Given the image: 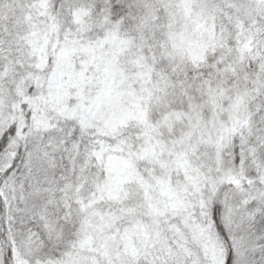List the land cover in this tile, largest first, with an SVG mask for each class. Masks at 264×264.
Here are the masks:
<instances>
[{
  "label": "snow or ice",
  "instance_id": "1",
  "mask_svg": "<svg viewBox=\"0 0 264 264\" xmlns=\"http://www.w3.org/2000/svg\"><path fill=\"white\" fill-rule=\"evenodd\" d=\"M0 264H264V0H0Z\"/></svg>",
  "mask_w": 264,
  "mask_h": 264
}]
</instances>
